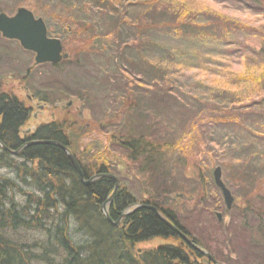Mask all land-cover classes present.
Returning <instances> with one entry per match:
<instances>
[{"label": "trees", "instance_id": "obj_1", "mask_svg": "<svg viewBox=\"0 0 264 264\" xmlns=\"http://www.w3.org/2000/svg\"><path fill=\"white\" fill-rule=\"evenodd\" d=\"M31 1L35 3L36 0H18V4ZM59 1H64V7L69 6L70 0L68 3H66L68 0ZM51 2L53 0H48L47 3H50L48 5H51ZM75 2L76 13L71 12L73 20H68V25L53 33L64 37V34L73 29V32L76 31L84 38L83 47L92 49L94 44L97 48L105 50V53L109 50L117 52L118 63L114 61L115 66L111 69L115 71L119 67H127L134 71L128 75L135 79L132 78L134 84L129 81L131 87L126 89L131 92L121 96L127 95L128 101V95L132 93L133 87L136 90L137 87L148 82L151 86L156 85L160 83L157 80L161 78L162 85L167 87L169 93L173 84L172 81L170 82L172 75L190 66L199 67L196 53L200 51L204 57H207L202 59V63L218 55L242 57L243 60L247 59L250 62L246 65V71L249 73H246V77L249 81L247 78L243 80L245 88L248 89L241 88V83L237 87L238 91H229L220 85H214L208 88L207 92L197 91L198 96H192L191 99L197 102L198 109L208 110L210 121L218 112L220 117H216L217 120H225L223 122L232 125L230 127L242 130V136L224 135L220 139H223L224 145L220 153L223 157L229 154L233 158L225 159L217 156L219 159L216 163L222 167L226 185L236 191L242 190L244 195L239 193L238 198L243 201L245 197L248 201V203L244 202L242 208L244 211L239 212L241 223L238 225L249 232L247 250L254 251V255L258 254L255 251L264 255V148L260 147V144L264 147V36L260 39L262 43L260 46H250L242 39L243 36H249L255 31L250 25L220 16L207 9L194 8L184 0H133L132 3L131 0H75ZM236 2L256 9H264V0ZM138 4L141 7L135 9L138 12H135L137 15L134 19L135 26L133 31L129 30L131 39H126L119 28L125 27L123 19L126 8ZM27 7L29 8V5ZM90 7L103 10L104 15L101 18L105 21L103 29L96 25L97 20H101L98 18L101 14L92 11ZM87 9L91 14L90 20L82 18L87 15ZM139 19L146 23L142 28L136 24ZM87 33L93 36L85 40ZM105 44L109 46H104ZM112 44L115 45L114 50ZM138 76H141L142 81ZM155 79L157 82L154 81ZM174 86L179 92L183 84ZM110 91L111 88L106 90L102 98ZM250 91L255 92L252 98L248 99ZM182 92L190 99V93L185 90ZM105 102L108 101H104V106H106ZM236 106L243 109L237 117L232 115V110L237 108ZM120 113L112 111L110 118L120 117V122H123L124 115ZM223 114L226 117H223ZM28 116L29 109L24 103L15 95L0 88V264H52L53 261L57 264H211L205 256L173 233L150 208H136L123 217L120 227L105 220L101 211L103 204L114 221L119 219V214L124 208L132 204L126 193V187L120 185L111 201L106 203L107 196L113 190L114 180L103 176L83 185L63 149L51 141L67 146L80 165L85 179L108 172L107 163L98 155L101 143L90 141L85 145L81 155H76L75 152L80 148L77 144H73L70 136L64 133L62 126L54 122L43 123L32 133L21 136L20 128ZM219 121L215 120V123H221ZM183 122L185 128L192 123L185 120ZM128 129L121 134L129 137L122 142L124 148L143 154L146 165L153 170L165 163L161 153L164 147L158 141L160 139L146 142L147 134H143L137 128L130 132ZM182 133L185 132H181L179 136L181 138ZM125 136L121 137L122 140ZM226 138L237 139L240 148L237 145L234 147L233 141H228ZM239 138L249 139L248 143H242ZM32 140L41 142L25 145ZM220 140L219 144H222ZM257 141L260 144L255 145ZM1 145L6 146L5 149ZM11 150L20 152L13 155ZM236 152L241 154L237 157L232 156L238 154ZM89 153L97 160L87 159L85 162L84 156ZM206 177L208 181H212L211 175ZM251 198L256 204H251L249 201ZM145 201L146 205L157 207V201L155 203ZM169 214L167 218L174 223L176 221L174 215L172 212ZM20 218L27 220L28 230H37L35 232L41 234L36 239H26L29 241V246L34 249L33 259L25 253L26 248L17 238L14 237L12 241L2 231L5 228L11 234L16 233L17 229L22 228L19 227L21 223L18 225ZM56 221H60L62 226H57ZM99 227L104 234L97 231ZM84 228L87 232L86 238L79 239L75 234L72 235L75 229L84 230ZM220 229L222 231L219 237L224 239L229 232L228 228ZM237 231L241 232L238 229ZM186 232L193 235L189 231ZM152 236L173 237L179 242L160 245L142 253L133 250L135 243L146 241ZM193 237L192 240L203 246L214 260L215 258L220 260V264H255V257L249 262L243 250H241L243 255H239L240 249L234 241L231 243L233 245L231 254H227L224 258L221 254H215L206 240ZM69 259L72 260L67 263ZM262 260L264 262V257Z\"/></svg>", "mask_w": 264, "mask_h": 264}, {"label": "rangeland", "instance_id": "obj_2", "mask_svg": "<svg viewBox=\"0 0 264 264\" xmlns=\"http://www.w3.org/2000/svg\"><path fill=\"white\" fill-rule=\"evenodd\" d=\"M47 1L36 0L35 3L31 1L25 4L19 2L21 3L19 5L26 8L29 5L28 9L36 16L42 15L48 33L62 30L64 26L68 25V20H73L71 12L76 13L75 0H70L68 7H64V1L53 0L51 5H48L50 3ZM184 1L194 8L207 9L220 16L250 25L255 31L251 32L249 36H243V42L247 41L250 46L254 47L262 44L260 39L264 36V9L240 5L236 2L237 0ZM68 2L69 0L66 3ZM17 5L18 0H0V12L12 15L18 8ZM137 7L141 6L138 4L126 8L127 11H125L123 19L125 27L119 28L126 39H131L129 30L133 31V26H135L134 19L137 16L135 12L138 13L135 9ZM90 8L101 14L99 19L103 18V10ZM90 15L87 9V15L80 17L90 20ZM97 21L98 28L103 29L104 19ZM136 24L142 28L146 23L139 19ZM63 36V40L65 39L63 48L67 51V58L57 65L37 66L33 64V53L24 50L17 41L7 40L0 36V88L2 91L15 95L29 109V116L21 127L22 135L29 133L38 124L57 123L62 126L64 133L70 136L73 144H77L80 148L75 152L76 155H81L85 145L90 141H99L101 148L98 155L103 157L102 160L115 173L121 186L124 185L138 201L149 200L152 203L157 201V206L172 212L175 217L188 223L189 232L193 234L189 235V238L195 236L200 240H206L215 254H221L224 258L227 254H231V246H233L231 243L234 241L240 249L239 255H243L244 251L249 262H252V257H255V264H264L262 260L264 255L258 251H255L258 254L254 255V251L247 250L250 239L249 232L238 226L241 223L239 212L240 210L244 211L242 209L244 202L248 203L245 197H243V201L238 198L239 193L243 196L244 192L229 188L234 197V203L231 210H226L225 207H222L219 190L213 181H208L206 177L211 175L218 157L233 158L229 154L223 157L220 153L224 146L223 139H220L224 135L242 136V130L230 127L232 125L225 124L223 122L225 120H217L216 117H220L218 112L215 114L216 117H211L213 119L210 121L208 110L198 109L197 102H193L191 99L192 96H198L197 91L207 92L208 88L214 85H220L225 90L238 91L237 87L241 83V88L248 89L245 88L243 80L247 78L249 81V78L246 77V73H248L246 65L250 62L247 59L243 60L242 57L218 55L208 58V60H204L206 62L202 63V59L207 57H204L200 51L196 53L199 67L197 65L190 66L172 75L170 82L172 81L173 84L169 93L167 87L162 85L161 78L157 80L160 83L156 85L151 86V83L148 82L146 85L140 84L143 86L137 87L136 90L133 87L132 93L128 95V101L127 95L126 99L121 96L131 92L126 89L131 87L129 81L134 84L132 80L134 77L128 76L134 71L127 67L112 70L115 66L114 61L118 63L119 60L117 52L109 50L105 53V50L97 48L94 44L92 49L83 47L82 40L84 38L76 31L73 32V29ZM89 36L93 35L87 33L85 40ZM107 38L109 39V36ZM110 43L112 42L110 41ZM104 46L109 45L105 44ZM112 46V50H114L115 45L112 44ZM201 65L204 66L201 67ZM251 68L254 67L251 66ZM99 70L105 72L98 73ZM136 80H138L137 77ZM139 80L142 81V78ZM180 83L183 84V87L178 92L174 85ZM227 86L229 87L226 88ZM109 88L112 91L102 98L103 93ZM183 90L190 93V99L182 92ZM254 92H249L248 99L252 98ZM104 101H108L105 102L106 106H104ZM236 107L232 110L235 113L232 112V115L235 117L240 116L243 111L239 106ZM131 108L135 110L133 111ZM128 109L129 111H127ZM112 111L121 112L120 114L124 115L121 116L124 121L120 122V117L118 119L110 118ZM198 112L202 114L198 115ZM223 117L226 116L223 114ZM183 120L192 123L185 128L182 124ZM215 120L221 123L216 124ZM114 123L127 124L129 132L136 128L138 131L141 130L143 134H147L146 142L160 139L158 140L161 142L160 145L164 148L167 147L165 151H163L164 148L161 151L165 163L154 170L149 168L143 154H139L137 151L131 152V149L123 147L122 142L129 137L113 132L111 124ZM182 131L185 133H182L181 138L179 136ZM103 132L105 136H103ZM124 136L125 138L122 140L121 137ZM219 140L222 142L221 145ZM227 140H232L233 146L237 145L240 148L241 145L236 142L237 139ZM238 140L247 144L249 139L239 138ZM256 144L258 145L260 142L257 141ZM260 147L264 148L263 144H260ZM254 148L256 149V147ZM106 151H108L107 154ZM241 152H236L238 154L232 156L237 157ZM87 159L88 161L93 160V154L85 155L84 161L87 162ZM143 162L145 163L143 164ZM249 201L251 204H256L252 198ZM215 212L221 213L220 221L217 220ZM220 228H228L229 232L224 239L219 237V233L222 231ZM237 229L241 232H238ZM31 234L36 236L31 231L27 237L25 236L26 239H31ZM76 237L81 239L79 235ZM164 240L165 243L172 244L179 242L177 238L173 237ZM163 242L159 238L146 240L135 244L133 250L152 249ZM215 261L220 262L216 258Z\"/></svg>", "mask_w": 264, "mask_h": 264}, {"label": "water", "instance_id": "obj_3", "mask_svg": "<svg viewBox=\"0 0 264 264\" xmlns=\"http://www.w3.org/2000/svg\"><path fill=\"white\" fill-rule=\"evenodd\" d=\"M46 34H47V27L45 25L44 20L41 17L35 18L33 13L25 7H18L16 9V12L11 16H8L4 12H0V35L3 38L17 40L19 45L24 50L33 52L34 63L56 64L60 62L62 59L66 58L67 53L64 52L63 45H61L58 39L48 38ZM55 144L63 149L65 154L68 156V158L72 161L73 165H75L77 169L78 165L74 159V156L70 153L69 149L66 146L61 145L59 143L55 142ZM79 174L81 175L80 170H79ZM212 175H213L214 184L219 188V190L223 194V201L225 203L226 209L227 210L231 209L233 205L234 197L231 194L229 188L224 184V182L221 179L220 168L216 167L213 170ZM80 177H81V181L83 182L82 175ZM92 179L93 178L88 179L84 183L88 184L90 181H92ZM117 186H118V182H116L113 187L114 191ZM107 202L109 201H106V203ZM142 207L150 208L152 210H155L156 208L151 205H144ZM101 210H103L104 214L107 216L106 214L107 210L105 208V204L102 205ZM216 216L218 219L221 217L219 213H216ZM169 225L181 239H183L187 244H190V240L180 229H178L173 223H170ZM194 247L197 248L196 246ZM202 253L207 258H209L210 261H213L211 255L206 253V251Z\"/></svg>", "mask_w": 264, "mask_h": 264}, {"label": "bare ground", "instance_id": "obj_4", "mask_svg": "<svg viewBox=\"0 0 264 264\" xmlns=\"http://www.w3.org/2000/svg\"><path fill=\"white\" fill-rule=\"evenodd\" d=\"M19 5V4H18ZM17 5V7H23V6H18ZM33 15H34V17L35 18H39V17H43V16H39V15H35L34 13H33ZM46 36L48 37V38H56V39H58L59 41H60V43H61V45H63L64 44V42H65V39L63 40V37L61 38V37H59V35H55L54 33H48L47 32V34H46ZM7 40H14V39H7ZM15 41H17V40H15ZM30 52V51H29ZM31 53H33V52H31ZM60 62H58V63H56L55 65H57V64H59ZM33 64L34 65H43V63H41V64H37V63H34V53H33ZM41 124H38V125H36L29 133H26V134H24V135H28V134H30V133H32L34 130H35V128H37V127H39ZM127 124H122V123H120V124H116V123H114V124H111V129H113L114 131L113 132H117L119 135H121L120 133H124L125 132V130L126 129H128V126H126ZM103 129V128H102ZM133 131V130H132ZM103 134V136H105V133L103 132L102 133ZM20 135L21 136H23L22 135V133H21V128H20ZM110 141V140H109ZM38 142H41V141H38V140H32V141H30V142H28V143H26L25 145H27V144H29V143H38ZM51 143H54L55 144V142L54 141H51ZM56 143H58V142H56ZM1 144V143H0ZM60 144V143H59ZM56 145V144H55ZM62 145V144H61ZM4 145H1V147L3 148V149H5V147L6 146H4ZM64 146H66V145H64ZM67 147V146H66ZM13 155H17L20 151L19 150H14V151H10ZM71 153V152H70ZM72 154V153H71ZM68 157V156H67ZM75 159V158H74ZM71 161V160H70ZM75 161H76V163H77V165H78V168L76 169V167H75V165H73V163H72V161H71V163H72V165L74 166V168L76 169V171H77V173H78V175H79V177L82 175V178H83V182H82V184L83 185H87V184H85L84 182H86V180H88V179H85V177H84V174H83V172H82V170H81V167H80V165L78 164V162H77V160L75 159ZM108 167V166H107ZM216 167H219L220 168V174H221V179H222V181L224 182V184L226 185V183H225V180H224V178H223V172H222V167H221V165H219V164H215V166L213 167V169H212V172H213V170L216 168ZM79 170L81 171V175L79 174ZM103 176H106V177H108L109 179H113L114 180V185H115V183L116 182H118V186L116 187V189H118L119 187H120V185H121V182L119 181V179L116 177V175H115V173L111 170V168L110 167H108V172L106 173V174H104V175H102V174H95V175H92V176H90L89 177V179H91V178H93L92 180H94V179H96V178H99V177H103ZM211 177H212V181H214L213 180V175H212V173H211ZM80 180H81V177H80ZM214 183V182H213ZM215 185V184H214ZM216 186V185H215ZM227 186V185H226ZM114 187V186H113ZM217 187V186H216ZM215 187V188H216ZM228 187V186H227ZM229 188V187H228ZM116 189H115V191L114 190H112L111 192H110V194L107 196V199H106V201H111V199L113 198V195L115 194V192H116ZM217 189L219 190V188L217 187ZM126 193L129 195V198H130V200H131V202H132V204H130V206H128L127 208H124L122 211H121V213L119 214V219L118 220H116V221H114L110 216H109V214H108V212L106 211V214H107V216L104 214V212H103V210H101L102 211V215H103V217L105 218V220H107V221H109L110 223H112L114 226H121V221H122V219H123V217L124 216H126L127 214H129V213H131L133 210H135V207L136 208H139V207H142V206H144V205H146L147 204V202L145 201V200H142V201H138V199L126 188ZM219 194L221 195V202H222V204H223V206L222 207H225V203H224V201H223V194L221 193V191L219 190ZM215 197H217V196H215ZM152 206V205H151ZM163 208L162 207H160V206H157L156 208H155V210H153L158 216H160V219L172 230V232L173 233H175V231L170 227V223H173L172 222V220H170V218L168 219L167 218V216L168 215H170L169 214V212H168V210H162ZM225 209H226V207H225ZM227 210V209H226ZM163 211H166V212H163ZM218 211V210H217ZM215 213H219V212H215ZM220 215H221V213H219ZM72 217V216H71ZM175 217V216H174ZM180 217V216H179ZM71 218L69 217L68 218V220H70ZM96 220V219H95ZM175 222L173 223L178 229H180L186 236H187V238L190 240V246L194 249V250H196L197 252H199L201 255H203V256H205L202 252H205L206 251V253H208L209 254V252L203 247V246H201L199 243H196V242H194L193 240H192V238H189L188 236L190 235V234H187V232L186 231H189L190 230V228L187 226V224L188 223H185L182 219H179L178 217H175ZM166 221H168V222H170V223H168V222H166ZM19 223H21L20 225H19ZM18 225H19V227H22V228H19V229H17V231H16V233L14 232L13 234H11L10 232H8L5 228H3V232H5V235H7V237H9L12 241H13V239H14V237L15 238H17L18 240H19V243H22V246L24 247V248H26V251H25V253H27V254H29L30 255V257L33 259V254H34V249H33V247H30L29 246V241L28 240H26V237L28 236V234H30L31 233V230H28L27 228H29V223L27 222V220L26 219H22V218H20L19 219V221H18ZM56 225L57 226H62L61 225V223H60V221H56ZM186 225V226H185ZM47 227H49V226H47ZM84 230H85V228H84ZM83 229H81V230H79V229H75L74 230V232H73V234L72 235H74V234H76L77 236L79 235L80 237H83V238H86L87 237V232H86V230L84 231ZM35 231H37V230H33L32 231V233H35V235L36 236H33L32 234H31V237L32 238H38V236H41V234H39L38 232H35ZM97 231L98 232H100V233H102V234H104L103 232V230H102V228H97ZM176 234V233H175ZM177 235V234H176ZM26 236V237H25ZM178 236V235H177ZM154 238H159V239H161V240H163L164 242L163 243H160L159 245H157V246H160V245H166V244H171L170 242H167V243H165V240L164 239H166V238H163L162 239V237H160V236H152V237H150L149 239H147V240H152V239H154ZM145 241V240H144ZM144 241H140V242H137V243H142V242H144ZM137 243H135V244H137ZM135 244H134V246H135ZM192 244V245H191ZM194 246H196L197 248H195ZM146 250V249H145ZM139 251V253H142V251H144V249L141 251V250H138ZM33 255V256H32ZM210 255V254H209ZM206 257V256H205ZM122 258V257H121ZM207 258V257H206ZM208 260H209V258H207ZM72 259H69L68 260V262L67 263H69L70 261H71ZM210 261V260H209ZM215 260H213L212 262H211V264H219V262H217V261H215ZM52 264H57L56 263V261H53V263Z\"/></svg>", "mask_w": 264, "mask_h": 264}]
</instances>
